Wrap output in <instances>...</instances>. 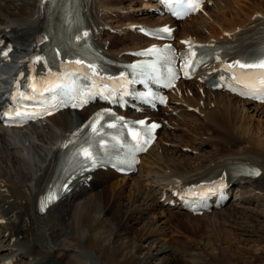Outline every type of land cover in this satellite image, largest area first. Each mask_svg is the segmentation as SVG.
Listing matches in <instances>:
<instances>
[{
    "label": "bare ground",
    "instance_id": "1",
    "mask_svg": "<svg viewBox=\"0 0 264 264\" xmlns=\"http://www.w3.org/2000/svg\"><path fill=\"white\" fill-rule=\"evenodd\" d=\"M93 1L100 17L101 28L98 38L103 36L108 40L109 51L122 53L131 49L133 43L135 46L140 44L133 41V37L140 36L129 27L131 24H159L168 20V18H164L161 22L152 20L151 15L143 10L144 4H141L140 0ZM0 2H4L0 4V33L7 35L10 28L16 30L17 35H22L25 39L29 38L27 34L31 31L33 34L36 33L39 23L36 16V0H0ZM239 3L244 5V9L250 6L247 9L250 12L264 10L262 1ZM121 10L126 12L122 13ZM138 12L145 14L144 17H137ZM224 13L225 11L220 9L208 11V15L215 20L220 19L219 15L226 17ZM225 20V28L232 31L229 36L222 35V29L212 25L206 27L208 31L210 30V34L202 36L203 33L192 29L190 23H187L183 25V29L188 32H181L185 35L181 37L192 34L190 33L192 31L197 39L205 38L204 40L208 41L229 39L241 31H250L252 27V20L249 19L251 22L249 27L234 31L237 22L227 17ZM174 25L178 28L179 22H175ZM177 90L185 102L193 104L196 108L197 112L194 111L192 114L193 121L199 125L200 129L208 130L211 135L202 133V139H199L189 131L177 133L169 126V123L179 125L181 121H177L172 115L163 113L162 119L168 120V127L160 132V139L163 138L167 142H172L174 139L183 141L184 148L195 149L196 153H192L191 156L188 154L174 156L176 152L170 151V147L166 148L157 144L155 146L156 157L151 156L150 161H145L146 175L152 171L149 168L154 166L155 170L161 169L168 176V179L162 181L161 184L171 183L175 173L182 175L197 167H206L223 157L242 156L250 158L263 168V173L255 186L264 195V153L261 149V146H264V137L257 138L256 136V133L259 136L262 131L258 129L264 126L262 124L264 104L241 100L225 92L204 91L202 93L199 85L193 80L179 84ZM174 108L177 109L179 106ZM91 110L83 109L79 112L66 110L46 119L42 124L0 130V213L4 214L6 222V226L0 223V240L5 243L0 245V264L5 257L12 260L17 256H20L21 260L13 264H87L82 258L81 260L74 258L71 251L67 252L76 248L81 249L82 252L93 253L96 259L103 264H174L176 260H181L183 264H223L218 259L228 264H257L256 258L264 259V228L256 224L250 225L252 220L259 222L260 219L257 216L263 215L262 209L246 206L239 208L237 205H230L225 210H230L229 216H225L222 210V212L216 211L221 212L218 215L213 214L215 212L207 214L205 217L211 219L209 221L211 226L205 225V228L210 227L208 229L210 233L208 231L209 235L206 237L209 241L212 240L211 243L201 242V249L197 252L195 251L197 249L193 251L185 243L174 248L170 246L171 242H163L150 236L153 235L152 230L154 232L159 230L154 228L150 217L144 218L146 220L138 233L132 231L140 221L138 217L140 212L152 215V219H159L156 218L155 201L151 199V196L155 194L154 190L147 191L137 180L135 182L137 187L135 188L133 184L130 196L125 198L123 192L130 184L125 178L114 179L116 176H111L109 172L93 173L88 185L73 191L64 200L50 207L46 213L37 212L35 206L30 205L40 191L36 182H42L47 178L48 168L56 153L55 147L64 132L73 127V122L87 117ZM248 111L251 112L250 115ZM257 116L262 117L259 120L260 126L256 125L258 128L251 122ZM234 131L238 133L239 138H236ZM190 161L192 163L188 164ZM13 183L28 188V190L25 193L18 191L17 188H12ZM241 202L244 203V201ZM154 214L155 217H153ZM214 215L222 217L211 218ZM234 215L236 217H233ZM237 216H246L245 218H249L250 221L247 222ZM185 217L187 219L184 223L188 225H194L198 219L192 216L189 218L187 215ZM36 221L39 224H36ZM227 224L243 230V237H231L234 232L224 230V225ZM191 228L193 229V226ZM196 228L201 227L196 226ZM42 230L46 233L48 241V249L44 252L41 250V245L34 239L35 236L42 235ZM65 234L66 236L61 241ZM146 234L149 235L142 240ZM252 238H255L254 242L260 239L261 243L258 244L260 248L257 250L253 248L256 244L250 245ZM216 241H220L221 244L226 241L227 246H216ZM245 243H247L246 246L243 245ZM216 247L218 253L212 251ZM56 249L64 251L60 253ZM245 255L250 259H246ZM184 256H189L191 259H186Z\"/></svg>",
    "mask_w": 264,
    "mask_h": 264
},
{
    "label": "rangeland",
    "instance_id": "2",
    "mask_svg": "<svg viewBox=\"0 0 264 264\" xmlns=\"http://www.w3.org/2000/svg\"><path fill=\"white\" fill-rule=\"evenodd\" d=\"M223 1L224 0H215L214 1V3L211 5V6H209V7H211L214 11L216 10V7H219V8H222V9H224V7H223ZM237 1H235L234 0V3H232L231 1H229L228 3H227V11H228V13H229V16H231L235 21H241V20H243L242 19V14H244V12L242 13V11H245L246 13L247 12H250V11H248L247 9H248V7H250V6H246L247 7V9H244V5H242V4H240L239 2H242L243 4L246 2V1H239V2H237ZM240 4V5H239ZM247 4V3H246ZM229 7V8H228ZM231 7V8H230ZM243 7V8H242ZM242 10H241V9ZM219 10V9H218ZM217 10V11H218ZM239 12H238V11ZM230 12H232V13H230ZM236 12H238V13H236ZM138 14V13H137ZM137 16V15H136ZM138 17V16H137ZM139 17H144V15H142V16H139ZM203 18H205V21L206 22H209V19L207 18V17H205V16H202ZM239 17H241V18H239ZM198 20V19H197ZM220 21H223V19L221 18L220 19ZM194 26L195 27H198L199 26V24H198V22H196V23H194ZM252 106H255V105H252ZM260 109H262V108H260ZM250 113L251 112H249L248 111V114L250 115ZM258 117V118H257ZM257 117H255V118H253L252 119V121L251 122H253V126H255L256 128H258L257 126H260V119H262V117H260V116H257ZM264 119V118H263ZM249 122H250V118H249ZM247 124V123H246ZM262 124L264 125V120H263V122H262ZM257 125V126H256ZM259 131L260 130H262L260 133H259V136H258V133H256V136H257V138L259 137H264V126L260 129H258ZM234 133H235V135L236 136H238L239 137V135H238V133L236 132V131H234ZM244 137V136H243ZM237 138V137H236ZM246 144V143H245ZM263 145V144H262ZM261 149H262V152L264 153V146H261ZM177 152H176V155H174V156H177ZM187 155V154H186ZM114 179H120L121 180V178H119V177H117V178H114ZM138 179L137 178H135V177H132V178H129V179H127V183H129L130 185L127 187V191L125 192H123V197H125V198H128L130 195L129 194H131L130 192H131V186L134 184V187L136 188L137 187V184L135 183L136 181H137ZM150 182V181H149ZM107 184V183H106ZM127 196V197H126ZM232 205V204H231ZM239 207V206H238ZM263 209H264V207H262ZM262 208H256V209H262ZM137 210L140 212V209H138L137 208ZM241 210V209H240ZM156 211V215L154 214L153 215V217H155L156 216V218H159L158 220H155V219H152L151 218V216H150V214H148V215H146V214H141V212H140V215L138 216L139 218H140V221H139V223H137V225L136 226H134V229H132V231H134V232H136V233H138L139 232V228L143 225V222L146 220V219H144V218H149V219H151L152 220V225L154 226V228L156 229H159L157 232H154L153 230H152V233H153V235H150L151 237H154V238H158V239H160L161 241H165V242H171L170 241V236H176V237H180V241L181 242H184L185 244H187L190 248H191V250H195V249H197V250H195L196 252L197 251H199L200 249H201V247H200V245L203 243V242H206V241H208V242H210L211 243V241L212 240H210L209 241V238L208 237H206L207 235H209V233H210V230H208V229H210V227L209 228H205V225L206 224H203L202 226H200L201 228H199V229H197L196 228V226H199V225H201V224H199V222L200 223H202V222H205V221H207V220H211V219H209V217H198V219H196V221H195V224L193 225V224H191V225H188L187 223H184L185 222V220L187 219L185 216H183V221H182V219H179V222H181L182 223V225L184 226V227H186L185 228V230H183V228L181 229L180 228V230H179V228L174 224V223H171V222H167L166 223V221H165V218L166 217H168V214H165L164 212H162L161 210H159V209H156L155 210ZM221 211V210H220ZM223 212H224V214H225V216H229V214H230V210L229 211H225V210H222ZM221 211V212H222ZM262 211H264V210H262ZM221 212H216L215 211V213H213V214H217L218 215V213H221ZM212 213V212H211ZM212 216L211 218H219V217H222V216ZM233 217H236L235 215L233 216ZM237 217H241V218H243L245 221H250L249 220V218H245L246 216H237ZM257 218H259L258 220H259V222L258 221H255V220H252V221H250V225L251 224H256L257 226L258 225H260V226H262L263 228H264V225H262L264 222H262V220H264V213H263V215L262 216H257ZM168 219V218H167ZM262 219V220H261ZM154 221V222H153ZM259 223H262V224H259ZM208 224H209V226H211V223L210 222H208ZM207 224V225H208ZM159 225V226H158ZM206 225V226H207ZM193 226V229L191 228ZM216 227V226H215ZM219 227V226H218ZM131 228H132V225H131ZM194 229L196 230H200L199 232H200V234H202V240H199V236L196 234V233H194ZM204 229V230H203ZM224 230H226L227 232H230V230H232L231 232H234V235L233 236H231V237H233V238H236V236H239V237H241L242 236V234H244V232H242L243 230H241V229H237V227L235 228V227H233L232 225H224ZM229 230V231H228ZM208 231H209V233H208ZM202 232V233H201ZM236 232V233H235ZM221 233V232H220ZM224 233V232H223ZM222 233V234H223ZM204 234V235H203ZM149 235V234H148ZM147 234L142 238V240L143 239H145L147 236H148ZM170 235V236H169ZM66 236V234L64 235V236H62V239H61V241L64 239V237ZM169 236V237H168ZM195 236V237H194ZM190 237V238H189ZM243 237V236H242ZM203 238L205 239V240H203ZM68 240H70L69 238H67ZM254 239L255 238H252V239H250V243H248V244H250V245H254V244H256L255 246H253V248H255L256 250L258 249V248H260L259 247V243H261L260 242V239H257L258 240V242H254ZM180 241H178V242H180ZM196 241H198L197 243H196ZM198 245V248H197V245L195 244V243ZM200 242V244H198ZM202 242V243H201ZM217 243L215 244L216 246H222V247H226L227 246V244H226V241H223L222 242V244H221V242L220 241H216ZM219 242V243H218ZM193 243V244H192ZM209 243V244H210ZM139 244H141V242L139 243ZM218 244V245H217ZM246 244L247 243H245V244H243L244 246H246ZM192 245V246H191ZM196 245V246H195ZM211 245V244H210ZM242 245V244H241ZM214 246V245H213ZM247 246H249V245H247ZM194 248V249H193ZM81 250V249H80ZM212 251H214V253H218V248L216 247L215 248V250H214V248L212 249ZM89 258H90V260L91 261H93V262H95V263H99L98 261H96L95 260V258L93 257L94 255H93V253H91V252H89V251H86V252H84ZM247 255H245L244 257H246ZM187 258H189V259H191L189 256L187 257ZM209 258H211L210 256H209ZM213 259V258H212ZM218 259V258H217ZM246 259H250V257H246ZM214 260V259H213ZM218 260H220L223 264H228L227 262H224V261H222L221 259H218ZM256 263L257 264H264V259L263 258H256ZM182 264H183V262H182Z\"/></svg>",
    "mask_w": 264,
    "mask_h": 264
},
{
    "label": "snow or ice",
    "instance_id": "3",
    "mask_svg": "<svg viewBox=\"0 0 264 264\" xmlns=\"http://www.w3.org/2000/svg\"><path fill=\"white\" fill-rule=\"evenodd\" d=\"M162 31H168V29H163ZM4 55H7V53H4ZM260 67L264 68V63H262L261 65H259ZM85 155L89 156V158H91V154L87 151V149L84 150Z\"/></svg>",
    "mask_w": 264,
    "mask_h": 264
}]
</instances>
